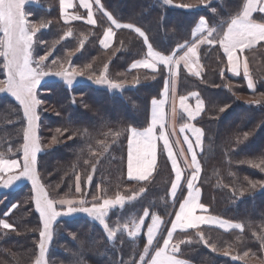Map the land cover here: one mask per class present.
I'll use <instances>...</instances> for the list:
<instances>
[{
	"label": "trees",
	"instance_id": "1",
	"mask_svg": "<svg viewBox=\"0 0 264 264\" xmlns=\"http://www.w3.org/2000/svg\"><path fill=\"white\" fill-rule=\"evenodd\" d=\"M242 3L243 0H173L171 5H165L162 0H101L103 9L113 18L140 28L153 49L165 55L191 43L202 18L209 27L219 30L222 23L238 13ZM25 7L30 14L28 20L45 24L36 33L39 39L34 58L48 53L47 60L55 59L51 66L65 64L66 70L77 67L79 71L75 72L82 73L73 76L71 86L60 78L43 77L37 87L44 92L40 135L55 138L54 147L37 159L38 174L49 198L58 210L68 207L61 202L77 196L79 177L83 191L76 198L79 201L73 203L78 205L81 201L100 204L105 198H116L117 193L130 197L138 188L144 189L122 209L117 206L111 210L106 219L110 228L125 224L132 227L134 221L143 218L144 211L149 212L140 236L133 239L126 231H117L114 241L103 226L86 216L54 221L47 264H141L151 217L157 215L164 222L157 247L169 230L176 209L169 194L174 173L161 150L149 180H129L128 129L149 127L151 104L162 94L169 77L167 69H131L133 62L147 57L148 48L144 38L130 29L115 30L113 44L103 48L100 41L112 24L100 9L96 24L91 25L84 21L65 23L60 0H28ZM69 30L71 36L67 35ZM243 55L253 89L244 75H230L227 58L218 43L201 47L200 77L179 68L178 95L198 92L204 103L195 120L203 130L198 182L201 202L210 215L243 225L242 232L207 226L176 232V256L193 264H264V172L248 163L264 160V42ZM101 76L120 84V88L97 83ZM6 79L0 57V80ZM16 103L10 93L0 92V149L7 159H18L23 153L26 124ZM121 129L124 131L116 136ZM32 186L26 181L0 193V222L13 226L0 227V264H35L39 256L43 223ZM201 233L207 244L200 239Z\"/></svg>",
	"mask_w": 264,
	"mask_h": 264
},
{
	"label": "snow or ice",
	"instance_id": "2",
	"mask_svg": "<svg viewBox=\"0 0 264 264\" xmlns=\"http://www.w3.org/2000/svg\"><path fill=\"white\" fill-rule=\"evenodd\" d=\"M28 0H0V33L3 34L0 38V57L3 58V66L7 71V79L0 80V92H8L20 103L23 108L24 117L27 120V128L24 132V143L22 145L23 151V166L22 171L13 179H19L21 176L32 181L33 187L41 192V196L36 199V210L39 212L43 220V231L40 232L39 243V256L35 260V264H47L46 253L48 245L52 239L51 225L56 218L61 215L54 206L55 202L48 198V194L43 191L40 185L39 177L36 171V158L37 153L40 151L39 136L37 135L38 129V112L37 109L41 101L37 98L36 89L44 76L51 74L46 70L44 61L48 59L47 55L40 56L38 59L33 56V45L38 43L35 39L36 33L40 28L45 27V24L39 25L30 23L25 11V4ZM163 4L171 5L173 0H162ZM94 3L100 7V11L107 20L115 25L116 28L130 29L144 38V42L148 47V57L138 63L132 65L133 68L143 67L151 69L152 72L158 70V65L165 66L170 75H177L179 73V66L181 63L189 70V72L199 77L200 71L194 70V66H199L198 48L201 44H219L223 48V52L227 57L228 64L231 66V71L239 75L240 60L237 56L238 52H243L245 49H253L260 42H264V0H243L242 7L229 21L222 23L217 27H209L205 19H201L199 26L196 27L193 35L196 37L189 44L180 45L172 52L171 55L162 54L155 51L150 43L146 34L138 27L132 24H121L113 16L103 9L101 0H94ZM61 8L66 10L74 7L72 0H60ZM81 7L87 9L86 23L95 25L96 20L93 18L92 0H80ZM183 6V5H181ZM254 13L261 15L254 17ZM72 19L81 20V16H65V23H69ZM68 36L72 35L71 30L67 32ZM115 33L112 27H108L104 32L103 39L100 43L105 47H110V43ZM83 47V41L81 42ZM183 52L181 55L177 53ZM55 63V60L52 61ZM90 67V66H89ZM71 68V65H70ZM107 69H105V72ZM243 71L247 78L248 87L254 88L253 80L249 74L247 59L243 61ZM56 75L62 76L66 83L71 86L73 83L74 75H81L74 70H65L63 72H56ZM107 82L112 89H119L120 84L111 81H106L104 76H101L97 83L103 84ZM174 87V85H173ZM169 87L165 86V97L169 94ZM192 97L196 98L195 110H189L190 106L186 104L188 97L180 98V107L187 113L190 120L196 117L203 111V101L199 98L198 92H192ZM167 101L158 102L155 99L152 101V121L151 126L143 131L137 130L136 127L128 129L130 138L128 140V156H127V177L133 181H147L153 173V169L157 163V142L163 140V149L167 152L168 159L171 162L172 169L175 172V181L171 184V196L175 198L178 187L182 180V170L178 165L176 154L173 152L172 144L170 143L169 134L164 131L165 129V113L164 104ZM223 110V109H221ZM173 113L175 108L173 107ZM161 129L160 134H157V128ZM190 127V130L195 134V145H200L202 142L203 131L189 124L181 126L180 131L184 132ZM60 132V130H57ZM124 129L115 133L119 136ZM71 138V137H70ZM55 143V138H53ZM184 142L187 144V149L191 153V164L194 170L191 173V178L186 180L185 183L188 189L187 198L179 205V211L175 215V221L171 224V229L167 232V236L163 239V246L158 247L154 251V255L147 261V264H185L184 261L177 259L175 253L179 251L178 244H172L173 234L180 229L186 231L188 229H198L202 224L213 223L217 227L223 228L228 231L231 229H238L243 231V225L240 223H230L219 218L206 217L197 215V210H203L205 206L200 203V192L194 188L193 181H196L201 167L197 161V154L194 149L193 141L189 140L187 136L184 137ZM178 144L179 141H176ZM11 151V149H9ZM184 150H180V155H183ZM187 163V159L185 160ZM255 168H259L264 172V160L259 163L249 161ZM20 162L17 160H6L4 153L0 152V172L5 169L13 170L20 169ZM95 169L93 168V171ZM79 180V177H77ZM91 181V176L88 177ZM11 183L9 180L4 186L7 187ZM256 185L253 184L252 187ZM76 191H80L77 185ZM144 191L143 188L140 189ZM61 203L72 204V201H62ZM125 197L117 193L116 198L103 199L102 203L98 206L94 205L92 208L88 207H71L67 209L68 213L72 212H86L89 216L98 221L107 232L110 240H115L117 231H126L128 236L135 239L141 232L144 226L145 219L149 217V212L144 211L143 218L138 222L134 221L133 226L129 227L127 224L110 228L106 222L108 210L117 205L122 209L124 207ZM83 204V201H81ZM162 221L159 216L151 217V224L147 227V246L143 249V255L140 257L141 264H145V257L149 255V250L153 245L156 236L160 232V225ZM0 227L4 229H12L13 226L7 222H0ZM200 239L207 244L204 240L203 234H199ZM183 242V241H181ZM264 242V239H262ZM215 251V246H212ZM247 255V253H245Z\"/></svg>",
	"mask_w": 264,
	"mask_h": 264
},
{
	"label": "crops",
	"instance_id": "3",
	"mask_svg": "<svg viewBox=\"0 0 264 264\" xmlns=\"http://www.w3.org/2000/svg\"><path fill=\"white\" fill-rule=\"evenodd\" d=\"M60 7H61V4H60ZM69 9L70 8H68L66 10L68 11ZM66 10H63L61 8L62 15H63L64 11H66ZM259 15H261V14L254 13V17L259 16ZM63 19H64V17H63ZM199 23H200V21H199ZM199 23L197 24L196 27L199 26ZM207 25H208V23H207ZM196 27H195V29H196ZM114 29L117 30L119 28H116L115 25H114ZM195 29H194V31H195ZM114 33H115V31H114ZM114 37H115V35H114ZM114 37H113V39H112V41L110 43V46L114 42ZM193 37H194V35H193ZM102 39H103V37H102ZM195 39H196V37H194V40ZM260 43H262V42H260ZM101 46L103 48H105L102 44H101ZM202 46H203V44H201L199 46V52H200V49H201ZM105 49H107V48H105ZM246 50L247 49H245L243 52H238L237 53V56L239 57V60H240V65H239L240 70L242 69V66H243V61L245 59L243 54H244V52ZM182 52H183V49L181 50V52L177 53V55H181ZM147 53H148V49H147ZM146 59H150L148 57V55H147L146 58H144L142 60H137V61L133 62L132 65L134 63H138V62L143 61V60H146ZM132 65H131V69H145V70H148V71H152L151 69H147V68H143V67L133 68ZM160 66H163V65H158V69H159ZM179 68H183L189 74H191L189 72V70L184 66L183 63H181V65L179 66ZM228 68L231 70V66L229 64H228ZM194 70L200 71V73L202 75L203 68H202L201 63L199 64V66H194ZM167 73H168L169 77L167 78V80L165 82V86H168L169 87V89H170L169 94H168L167 97H165L164 89H163L161 96L158 99H155V100L158 101V102L167 101L164 104L165 125H166L164 131H166L169 134V139H170V143L172 144V147H173V152L176 154L177 160H178V165L180 166V168L182 170V180H181V183H180V185L178 187V190H177V193H176L175 198H173L171 196V191L169 192L170 197H171V201L176 205V209H175V212H174V216H173V218H172V220L170 222V225H169V230H170L171 229V224L175 221V215L179 211V205H180V203H182L183 200L186 199L187 198V195H188V189H187V185H186L185 181L191 178V173L194 170V166L191 164V153L187 149V144L184 142V137L187 136L189 138V140L193 141V143H194V149H195L196 154H197V161L200 164L199 155H200V153L203 150V136H202V142H201V144L200 145H195V139H196V137H195V134L190 130V127L188 129H186L184 132H181L180 131L181 126L184 125V124H189L190 126H194L196 128L201 129L200 127H198L195 124V120L200 116V114L202 112L196 117V119H194V120H190L189 119V117L187 116V113L180 107V98L181 97H188V99L186 101V104L190 106L189 110H195L196 98L195 97H192L191 94L189 96H179L178 93H177V90H178V76L177 75H170L168 69H167ZM230 75L233 76V77H235V78L240 77V76H235L233 73L230 74ZM242 75H244V74H242ZM246 81H247V78H246ZM173 85H174V87H173ZM253 85H254V82H253ZM165 86H164V88H165ZM173 107L175 108V113H173ZM203 109H204V103H203ZM152 111H153V105L151 104V108H150V124H149V127L151 126V121H152ZM137 130L143 131L144 129H137ZM160 132H161V129L158 127L157 128V134H160ZM129 138H130V136H129ZM176 141H179V143L177 144ZM181 149L184 150L182 156L180 155V150ZM161 150L165 152V154H166V156L168 158L167 152L163 149V140H159L157 142V162H158L159 154H160ZM128 151H129V147H128ZM186 159H187V163L185 162ZM169 162H170V160H169ZM170 164H171V162H170ZM156 166H157V163H156V165H155V167L153 169V173H154V171L156 169ZM200 167H201V165H200ZM173 173H174V180H173V182H174L175 181V172H174V170H173ZM200 174H201V171L199 173V176H198L197 180L196 181H193V184H194V188L197 189V190H199V192H200V203L202 204V202H201L202 193H201L200 187L198 186ZM196 214L197 215H203V216H206V217L219 218V217L210 215L208 213V211H207V207H205L203 210L198 209ZM219 219H222V218H219ZM222 220L227 221L225 219H222ZM227 222H230V221H227ZM230 223H233V222H230ZM201 226H207V227H211V228H216V229H219V230H222V231H225V232H229V231H232V230H238V229H231V230L226 231L223 228L217 227L213 223H205V224H202ZM162 227H163V225H162ZM188 230H190V229H188ZM180 231H182V230L177 229L176 232H180ZM176 232L173 234V238H174ZM162 233H163V230H160L159 234L156 236V239L153 242V245L151 246V248L149 250V253H150L151 250H152V248H153V246H155L154 250H152V252L150 254V258L154 255V251L158 248L157 247V240L161 236ZM171 243L172 244H175L173 242V240H172ZM162 246H163V241H162V243H161V245L159 247H162ZM175 256H176V253H175ZM176 258L177 259H180L177 256H176ZM180 260L184 261L185 264H193L192 262H189V261H186V260H183V259H180Z\"/></svg>",
	"mask_w": 264,
	"mask_h": 264
},
{
	"label": "rangeland",
	"instance_id": "4",
	"mask_svg": "<svg viewBox=\"0 0 264 264\" xmlns=\"http://www.w3.org/2000/svg\"><path fill=\"white\" fill-rule=\"evenodd\" d=\"M72 2H73V5H74V7H71L68 11L66 10V11H64V13H63V17H64V20H65V16H68V17H72V16H76V15H78V16H81V17H84V19H81V20H75V19H72L71 21H84V22H86V19H87V9H85V8H83V7H81V5H80V0H72ZM26 5V4H25ZM100 9V7L98 6V5H96L95 3H94V0H92V12H93V18L95 19V16H96V13L98 12V10ZM25 11H26V13L28 14L27 15V18H29L30 17V14H29V10H27V8L25 7ZM70 21V22H71ZM29 22L30 23H33V24H36L34 21H30L29 20ZM112 28H113V31H115V29H114V25H112L111 26ZM0 38H2V36H3V34L2 33H0ZM35 39H39L37 36H36V38ZM204 45V44H203ZM35 46H36V44H34L33 45V49H35ZM46 51L47 52H50L51 50H49V49H46ZM197 52H198V57H199V48H198V50H197ZM45 55H48V53L47 54H45ZM40 56H44V54L43 55H40ZM39 56V57H40ZM55 60V59H54ZM51 61H53L52 59H49V60H47L46 61V63H45V66H46V70H49L50 72H51V74L50 75H48V76H44V78H48V80H55V78H60V80H62V81H64V78L62 77V76H59V75H56L55 73L56 72H63V71H65L66 70V67H65V64H63V66L62 65H58L56 68L55 67H53V66H51L50 65V63H52ZM199 64H200V60H199ZM71 70H76V71H79L78 70V68L77 67H75V68H73V69H71ZM232 71L229 69V73L230 74H232L231 73ZM239 72H240V74L239 75H236V74H234L235 76H241L242 74H244V71H243V66H242V69L240 70V67H239ZM65 82V81H64ZM74 83H72L71 85H73ZM105 86H107V84H105ZM44 94V92L43 91H38L37 89H36V95H37V98L41 101V104L39 105V107H38V109H37V112H38V116H39V120H38V129H37V135L39 136V144H40V151L37 153V158H36V165H35V167H36V171H37V174H38V170H37V159L39 158V156H40V154L42 153V152H47V151H49L50 149H52L53 147H54V142H53V139H51V138H48V137H42L41 135H40V127H41V121H43L44 122V109H43V105H44V103L42 102V95ZM11 95V94H10ZM12 96V95H11ZM13 97V96H12ZM14 99H15V97H13ZM16 100V99H15ZM17 101V100H16ZM19 107H20V110H21V113H22V116H23V119H24V122H25V124H26V128H27V120H26V118L24 117V114H23V108H22V106L20 105V103L17 101V103H16ZM0 147H3V139H0ZM0 152H2L3 153V151H1V149H0ZM6 160H17V161H19L20 162V165H21V168L20 169H13V170H7V169H5L3 172H0V193H3L4 191L5 192H8V191H11V190H13V189H16L18 186H20V185H22L24 182H31L32 183V181L31 180H29V179H27V178H25V177H23V176H21L19 179H13L14 177H16L18 174H19V172L20 171H22V166H23V153H21V155H20V157L18 158V159H7V158H5ZM38 177H39V174H38ZM41 178L39 177V182H40V185H42V182H41V180H40ZM9 180H11V183L10 184H8V186L7 187H5L4 185L9 181ZM77 185H79V187H80V191L79 192H77L76 191V193H77V196H72L71 198H67L66 199V201H72V204L71 205H69L68 203L67 204H65V205H68V207L69 206H71V207H88V208H92L94 205H96V206H98L99 205V203H96V204H89V203H83V204H80V205H78V204H73V203H76V202H78L79 200H77L76 198L77 197H79L80 195H81V193H82V191H83V189H82V185H81V183H80V179L77 181V183H76V188H77ZM33 187V186H32ZM43 187V186H42ZM33 189H35V193H36V199L39 197V196H41V192L38 190V189H36V188H34L33 187ZM43 191L44 192H46L47 194H48V191H46V189L43 187ZM140 193H141V191H140V189L138 188L137 189V192H136V194H134V195H131L130 197H125V203H124V206L126 205V203H128V202H130V200H132V198H134V197H136L137 198V196H139L140 195ZM121 196H123V195H121ZM124 197V196H123ZM48 198H49V196H48ZM50 199V198H49ZM107 199H115V198H107ZM77 200V201H76ZM3 203V202H2ZM102 203V202H101ZM54 206H55V204H54ZM118 206V205H117ZM116 206V207H117ZM68 207H66L65 209H63V210H58L56 207V210L58 211V212H60L61 213V215H59L57 218H56V220H59V219H61V218H73V217H77V216H86V217H88V218H90V219H92V220H94V221H96L93 217H91V216H89L86 212H80V211H77V212H72V213H68L67 212V209H68ZM116 207H114V208H116ZM119 207V206H118ZM114 208H110L109 210H108V215L106 216V218L105 219H107V217L110 215V212H111V210H113ZM38 212V211H37ZM38 214H39V212H38ZM39 216H40V214H39ZM153 216H157V215H153ZM40 219H41V221H42V223H43V220H42V218L40 217ZM55 220V221H56ZM161 221H162V223H161V225H160V230H163V227H164V222H163V220L161 219ZM96 222H98V221H96ZM107 222V221H106ZM99 223V222H98ZM100 224V223H99ZM151 224V223H150ZM101 225V224H100ZM162 225H163V227H162ZM102 226V225H101ZM129 227H131L130 225H129ZM146 232H147V230H146ZM141 233H142V229H141V232L137 235V237L138 236H140L141 235ZM145 236H146V239H147V233H145ZM154 247L155 246H153V248H152V250H154ZM152 250H151V252H152ZM151 252L149 253V255L147 256V257H145V264H147V261L149 260V258H150V254H151Z\"/></svg>",
	"mask_w": 264,
	"mask_h": 264
}]
</instances>
